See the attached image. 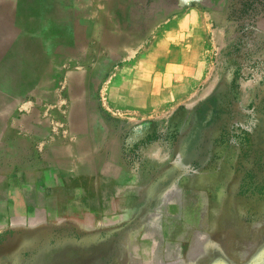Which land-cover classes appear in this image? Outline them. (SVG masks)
Masks as SVG:
<instances>
[{
  "label": "rangeland",
  "instance_id": "rangeland-1",
  "mask_svg": "<svg viewBox=\"0 0 264 264\" xmlns=\"http://www.w3.org/2000/svg\"><path fill=\"white\" fill-rule=\"evenodd\" d=\"M206 2L224 39L203 31L201 61L174 70L184 82L163 85L148 105L147 64L165 59L183 10L201 2L61 0V15L27 16L25 42L74 51L0 111V179L70 153L80 136L69 113L84 101L101 125L91 136L116 148L126 205L123 218L84 230H0V264H264V14L230 21L233 0Z\"/></svg>",
  "mask_w": 264,
  "mask_h": 264
},
{
  "label": "crops",
  "instance_id": "crops-1",
  "mask_svg": "<svg viewBox=\"0 0 264 264\" xmlns=\"http://www.w3.org/2000/svg\"><path fill=\"white\" fill-rule=\"evenodd\" d=\"M199 4L183 10L172 31L174 36L169 39L172 42L166 45L162 39L166 45V60L161 59L155 66L147 64L151 71L145 74L148 80L142 92L145 104L151 103L154 93L163 92V85L178 81V73L174 70L191 68L201 61L205 48L203 31L207 33L211 29L215 43L224 39V30L221 27L217 29L211 7ZM182 54L191 57L189 64L188 59L181 58ZM81 126L96 133L101 125L99 120H84ZM79 140L69 150L70 153L52 151L57 165L44 172L29 170L15 176L12 181L0 179L2 232L4 229L25 230L44 226L84 230L104 225L107 216L124 217L126 202L121 196L123 168L115 146L108 145L99 137L87 136L88 143L85 144L88 150H80L77 148ZM102 150H109L111 157L105 158L104 152L100 154Z\"/></svg>",
  "mask_w": 264,
  "mask_h": 264
},
{
  "label": "bare ground",
  "instance_id": "bare-ground-1",
  "mask_svg": "<svg viewBox=\"0 0 264 264\" xmlns=\"http://www.w3.org/2000/svg\"><path fill=\"white\" fill-rule=\"evenodd\" d=\"M61 4V0H18V3L15 4L13 9L6 3L0 5V32L2 36H4L3 41L0 42V75L4 76L7 80H5L6 91L4 90L0 92V111L5 109L6 106H12L15 91H18L17 94L23 97L24 92L22 91V88L25 89L40 82L42 72L45 71L48 73L51 70V65L53 66V63H55L56 55L62 56L74 51V45L68 47H56L54 44L46 43L44 45V52H41L39 46L30 42H25L23 38L24 31L28 27V24L26 25V18L30 13L39 11L48 15H61L58 11V7L62 6ZM82 29L81 25L76 27L75 33L78 38V44L84 37ZM114 40V37H107V41L113 42ZM81 44L82 43H80V45ZM73 81L74 80L71 79L70 91L73 90ZM1 86L3 87V85ZM37 86L43 88L47 86V83L46 81H43ZM69 120L72 122L73 131L80 136L77 148L80 150H84V148L88 150L86 147V144L88 143L87 136H91V134L84 130V128L79 127L84 120H89L84 101L75 104L71 108Z\"/></svg>",
  "mask_w": 264,
  "mask_h": 264
},
{
  "label": "trees",
  "instance_id": "trees-1",
  "mask_svg": "<svg viewBox=\"0 0 264 264\" xmlns=\"http://www.w3.org/2000/svg\"><path fill=\"white\" fill-rule=\"evenodd\" d=\"M197 2L210 6L206 0H197ZM229 7L232 15L227 19L230 21H238L247 17L253 22L257 16L264 14V0H233Z\"/></svg>",
  "mask_w": 264,
  "mask_h": 264
}]
</instances>
